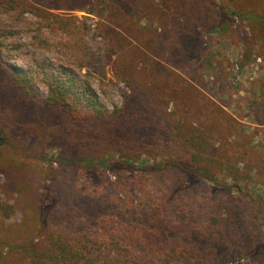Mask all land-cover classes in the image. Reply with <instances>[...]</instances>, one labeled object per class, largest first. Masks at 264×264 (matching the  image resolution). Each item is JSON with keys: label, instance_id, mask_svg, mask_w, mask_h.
<instances>
[{"label": "rangeland", "instance_id": "374dc122", "mask_svg": "<svg viewBox=\"0 0 264 264\" xmlns=\"http://www.w3.org/2000/svg\"><path fill=\"white\" fill-rule=\"evenodd\" d=\"M213 1L215 6L222 3V0ZM237 1L248 11L255 9L264 15V0ZM57 13L75 17L78 23L86 24L85 40L93 51L115 49L125 53L123 60L118 55L113 56L104 81H91L101 108L112 113L124 106L125 93H132L123 80L124 64L128 56L136 53L141 58L135 62L139 69H160L165 76H173L172 89L174 84L175 96L180 100L172 99L165 112L167 115L174 113V123L189 128L193 137L203 135L200 144L208 145L206 153L214 161L236 163L250 175L247 180L235 181L226 172H220L217 165L215 183L174 171L168 176L158 172L149 177L148 184L143 187L139 183V171L110 170L109 164L114 162L152 166L169 160L190 159L194 153L191 144L180 148L181 145L170 140V135L161 145L148 141L149 150H141L129 159L119 153L97 158L96 162L104 168L94 172L83 168L78 158L67 160L62 146L27 148L21 156L8 151L11 163L16 161V166L35 174L34 189L42 197L44 227L41 232L36 231L35 244L48 246L50 239L59 235L78 240L87 227L78 214L89 211L86 207L90 201L99 206L101 210L97 211L101 215L113 216L121 225L154 229L151 213L159 196L158 190L163 189L169 192L168 204H173L164 218L174 226L180 225L185 218L180 207L186 209V204L190 206L186 211L193 210L194 218H198L201 210L199 201L206 203L209 211L221 212L225 220L222 224L225 238L211 234L204 226L206 222L200 225L195 221L194 227L201 226L200 231L205 227L206 232L192 230L188 239L202 250L214 251L213 258L206 264H264V37L260 32L263 30L234 15L231 30L221 34L217 30H205L209 23L204 20L203 27L194 30L200 31L196 43L191 39L185 47L176 41L175 34L184 41L185 33L175 31H187L185 27L152 23L145 18H135L134 24L130 25L119 16L115 6L108 4L92 12ZM123 27L134 32L125 31ZM11 30L14 35L5 39L6 48L1 52V59L6 65L26 73L43 99L48 95L42 82L44 73L64 77L67 70L69 75L83 80L81 77L86 70H79L62 53L33 46L32 27ZM147 31L151 34H144ZM49 37L58 42L66 40L61 33ZM185 101L188 107L184 105ZM158 110L163 112L164 107L160 105ZM29 118V123L38 127L47 142L48 129L57 123L56 118L49 114L29 115ZM6 180L0 170V205L9 209L3 217L4 227L8 235H14V229L25 219L22 204L26 199L19 193L9 196L4 188ZM138 245L144 247L143 243ZM4 246L0 264H26L22 251L16 253ZM147 249L155 250L149 245Z\"/></svg>", "mask_w": 264, "mask_h": 264}, {"label": "trees", "instance_id": "16d2710c", "mask_svg": "<svg viewBox=\"0 0 264 264\" xmlns=\"http://www.w3.org/2000/svg\"><path fill=\"white\" fill-rule=\"evenodd\" d=\"M106 4L115 6L119 16L128 20L130 25L134 24L135 18H145L152 23H171L181 29L185 27L187 31H175L185 33L184 41L175 33L176 41L182 42L185 47L191 39L196 43L200 31L194 30L203 27L204 20L209 23L205 30L227 34L232 28L231 18L234 15L263 30L260 32L264 37V15L255 9L248 11L237 0H222L220 6H215L213 0H0V170L6 175V193L9 196L19 193L26 199L22 204L25 219L14 229V235H8L3 222L9 209L0 205V257L4 245H7L16 253L22 251L26 264H206L213 258L214 251L202 250L188 239L192 230L203 234L205 227L211 234L225 238L222 226L225 220L221 212H211L206 203L199 201L201 210L198 218H194V211H186L190 207L186 204V209L180 207L185 218L180 225L174 226L164 218L173 204H168L170 195L163 189L158 190L159 196L151 213L154 229L121 225L113 216L101 215L97 211L101 210L99 206L90 201L86 207L89 211L78 214L80 221L87 225L78 240L59 235L50 239L48 246L35 244L36 231L41 232L44 227L42 197L34 189L35 174L20 165L16 166V161L11 163L8 151L21 156L27 148L62 146L67 160L78 158L83 168L94 172L104 168L96 162L97 158L119 153L129 159L141 150H149L148 141L161 145L162 140L170 135V140L175 145H181L180 148L191 144L194 153H191L190 159L169 160L152 166L114 162L109 164L110 170L139 171V183L143 187L148 184V178L158 172L168 176L174 171L215 183L217 165L220 172H226L235 181L249 179L250 173L243 172L236 163L219 164L209 157L206 153L208 145L199 141L204 140L203 135L193 137L189 128L174 123V113L167 115L165 112L172 99L180 100L175 96L177 89H174V84L172 89L173 76H165L160 69H139L135 62L141 58L136 53L130 55L131 60L128 56L124 64L123 80L132 90L131 94L125 93L124 106L108 113L98 105L91 81H104L113 56L118 55L123 60L125 53H118L115 49L93 51L85 40L86 24L57 12H92ZM27 26L32 27L34 32V47L62 53L79 70H86L81 77L83 80L69 75L65 69L64 77L44 73L42 82L48 95L43 99L26 73L6 65L1 59V52L6 48L5 39L14 35L12 28ZM123 29L133 31L126 27ZM59 33L65 36L64 42L49 37ZM144 34L151 33L147 31ZM160 105L164 107L163 112L158 110ZM184 105L188 107L186 101ZM38 114H49L57 121L48 129L47 142L41 137L38 127L29 123V115ZM185 134L186 139H183ZM238 189L242 190L239 186ZM29 211L32 214L29 215ZM195 221L200 225L206 222L203 230L200 231L201 226L194 227ZM204 238L209 236L204 235ZM141 243L144 245L142 248L138 245ZM146 244L155 250L151 252Z\"/></svg>", "mask_w": 264, "mask_h": 264}]
</instances>
